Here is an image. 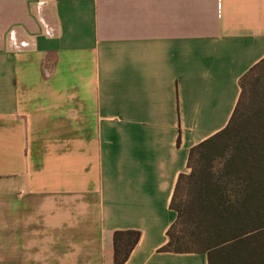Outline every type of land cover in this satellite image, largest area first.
Returning a JSON list of instances; mask_svg holds the SVG:
<instances>
[{"label":"crops","instance_id":"0c3cea01","mask_svg":"<svg viewBox=\"0 0 264 264\" xmlns=\"http://www.w3.org/2000/svg\"><path fill=\"white\" fill-rule=\"evenodd\" d=\"M264 57V0H0V264H209L164 250L191 147Z\"/></svg>","mask_w":264,"mask_h":264},{"label":"trees","instance_id":"16d2710c","mask_svg":"<svg viewBox=\"0 0 264 264\" xmlns=\"http://www.w3.org/2000/svg\"><path fill=\"white\" fill-rule=\"evenodd\" d=\"M239 86L227 124L190 148L189 172L179 175L170 203L176 218L163 249L203 252L209 264H264V57ZM180 222L184 234L175 231ZM139 236L114 232L115 264H124Z\"/></svg>","mask_w":264,"mask_h":264},{"label":"rangeland","instance_id":"374dc122","mask_svg":"<svg viewBox=\"0 0 264 264\" xmlns=\"http://www.w3.org/2000/svg\"><path fill=\"white\" fill-rule=\"evenodd\" d=\"M221 165V161L220 160H217L216 162H215V167H219ZM185 226H184V224L183 223H179L178 224V226L175 228V231H178L179 230V233L180 234H184V228ZM180 229H182L183 231H180Z\"/></svg>","mask_w":264,"mask_h":264}]
</instances>
